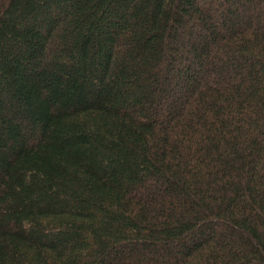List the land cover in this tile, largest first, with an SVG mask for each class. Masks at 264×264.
<instances>
[{
	"label": "trees",
	"instance_id": "16d2710c",
	"mask_svg": "<svg viewBox=\"0 0 264 264\" xmlns=\"http://www.w3.org/2000/svg\"><path fill=\"white\" fill-rule=\"evenodd\" d=\"M0 264H264V0H0Z\"/></svg>",
	"mask_w": 264,
	"mask_h": 264
}]
</instances>
